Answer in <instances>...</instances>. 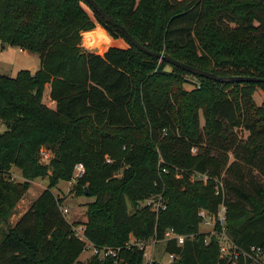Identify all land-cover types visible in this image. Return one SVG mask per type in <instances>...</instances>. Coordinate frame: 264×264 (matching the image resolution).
<instances>
[{
	"label": "trees",
	"instance_id": "obj_1",
	"mask_svg": "<svg viewBox=\"0 0 264 264\" xmlns=\"http://www.w3.org/2000/svg\"><path fill=\"white\" fill-rule=\"evenodd\" d=\"M93 1L150 50L216 75L264 79V0ZM94 22L105 31L87 30ZM105 32L126 46L81 48L80 34L84 44L107 40ZM0 43L38 58L31 72L0 73V264H109L78 259L74 224L95 246L118 248L116 264H142V249L123 246L129 235L175 255L149 264H246L220 257L215 234L198 230L197 209L214 214L220 203L222 231L236 248L264 245V101L252 98L256 87L264 94V80L213 81L149 56L85 0H0ZM45 84L51 107L41 101ZM75 163L83 172L70 189L91 197L80 223L65 219L50 189L70 179ZM12 166L21 180H11ZM38 177L46 185L10 223ZM158 192L162 209L136 205ZM166 228L182 242L162 240Z\"/></svg>",
	"mask_w": 264,
	"mask_h": 264
},
{
	"label": "rangeland",
	"instance_id": "obj_2",
	"mask_svg": "<svg viewBox=\"0 0 264 264\" xmlns=\"http://www.w3.org/2000/svg\"><path fill=\"white\" fill-rule=\"evenodd\" d=\"M83 7L89 12L88 7L83 4ZM99 26L98 23H93L92 27L87 29H93L94 27ZM102 28V27H101ZM103 29V28H102ZM104 30V29H103ZM85 31V30H84ZM105 31V30H104ZM106 33V32H105ZM107 40L101 41L99 39L90 41V43H84L82 44L81 41V34H80V46L82 49L90 50L92 47H95L93 50V53L102 54V52L107 48L108 45H117V46H126V43L121 38L112 39L107 33ZM99 40V41H98ZM98 41L97 46L101 47V50L99 52V49L96 51L97 46H93L95 42ZM93 42V43H92ZM38 61L37 55L35 53L22 51V49L5 44L0 43V73L5 74L8 76H13L15 71L21 68H30L32 65H36L35 63ZM186 77H189L186 75ZM183 88H189V84H182ZM48 96V89L46 86L43 87L42 93H41V101H45L46 103L49 102ZM252 98L256 104H260L262 101H264V94L261 91L260 88L256 87L254 88L252 92ZM0 128H2V123L0 122ZM242 133H244L242 131ZM40 161L46 162L47 158L49 157L50 153L48 150L44 148H40ZM175 174V172H174ZM10 178L11 180H21V177L19 176L18 169L14 166L10 168ZM46 185V178L45 177H38L33 180H30L29 186L26 189V191L23 193L24 195L30 197V195H33L34 197L36 193L43 188ZM73 185V182H66L64 180H59L53 187H51V191L54 195L61 198V207L65 208L64 216L67 221H76L77 223H80L85 218V208L86 203L91 200V197L87 196L84 193L75 194L74 191H71V186ZM142 200L139 199L136 202V205H141ZM127 208H129V204H127ZM18 211V208L14 209L13 214L10 215L9 218L16 215ZM13 215V216H12ZM198 230L199 231H211L214 232V228L212 229V224H203L201 222L198 223ZM133 241V237L131 235L128 236L127 241ZM227 243H224L226 246V249H228ZM142 247L144 251L146 252V256H142V264H149L151 261L155 260L158 262H165L167 260L166 255L162 251V243L161 241H153L150 239L144 240V244H142ZM88 251V250H87ZM86 250H81V252L78 254V259L84 260L86 257H88V252ZM226 251H223L222 254H224Z\"/></svg>",
	"mask_w": 264,
	"mask_h": 264
},
{
	"label": "built area",
	"instance_id": "obj_3",
	"mask_svg": "<svg viewBox=\"0 0 264 264\" xmlns=\"http://www.w3.org/2000/svg\"><path fill=\"white\" fill-rule=\"evenodd\" d=\"M196 151V147L194 145H191L189 147V152L194 153ZM107 161L108 159L105 158ZM161 171H165L164 167L160 168ZM83 172V167L80 163H75L72 167L70 179L66 182H75L78 177ZM175 177L178 175L175 173ZM190 176L196 180H201L202 182L205 181L206 179V173L204 172H192ZM214 192H220L221 194V183L220 181L214 180ZM146 206L149 210L156 212L159 209H162L165 205L164 199L161 195L160 192L149 195L142 199V204ZM61 210L64 212L65 208L61 207ZM224 209L222 204L220 203L214 214L209 213L205 209L199 208L197 209V216L199 218V222L203 224H212V229H213V224L215 221L218 222V224L221 226L219 231H215L212 233L211 231H207L208 234H215L216 239H217V247H218V255L224 256V255H229V258L233 261L237 256H240L246 264H264V245H249L245 249H238L236 248L226 237L224 232L222 231V223H223V218H224ZM70 231L72 235L77 238L78 240L81 241L82 244V250H88V256L93 255L97 259H103L106 257L110 258L109 264H116L118 259L117 253H118V248H114L111 246H95L92 244L88 239L85 238V236L82 233V225L81 224H74L70 226ZM184 236L182 234L176 233L172 228H166L163 233H162V240L163 239H174L177 244L181 243L183 240ZM134 239V238H133ZM153 241H157L153 238H151ZM224 243H227L226 245L228 246V249H226V246ZM142 244H144V240H138L134 239L133 241L129 240L124 243L125 248H129L131 245L136 246L137 248L142 249L141 251V256H146V252L144 251ZM223 251H226L224 254ZM166 255L167 260L165 262L171 260L175 255L173 253H164Z\"/></svg>",
	"mask_w": 264,
	"mask_h": 264
},
{
	"label": "water",
	"instance_id": "obj_4",
	"mask_svg": "<svg viewBox=\"0 0 264 264\" xmlns=\"http://www.w3.org/2000/svg\"><path fill=\"white\" fill-rule=\"evenodd\" d=\"M87 2V4L107 23H110L111 25H113L118 31L119 33L134 47H136L138 50H140L141 52L149 55V56H153L156 57L158 59H162L165 62L172 64L174 66H177L178 68L193 74V75H197V76H201L213 81H221V82H228V81H258V80H264L263 78L260 77H255V76H248V75H229V76H220V75H216L210 71L207 70H203L200 69L198 67L186 64L184 62H180L160 51H153L150 50L148 48H146L145 46H143L142 44L138 43L132 36H130L125 30L124 28L119 25L117 22L113 21L107 14H105L100 8L99 6L93 1V0H85ZM95 49V47H92L89 51L93 52V50Z\"/></svg>",
	"mask_w": 264,
	"mask_h": 264
},
{
	"label": "crops",
	"instance_id": "obj_5",
	"mask_svg": "<svg viewBox=\"0 0 264 264\" xmlns=\"http://www.w3.org/2000/svg\"><path fill=\"white\" fill-rule=\"evenodd\" d=\"M105 40V39H104ZM23 51V50H22ZM25 51V50H24ZM36 65H32V67H30V68H27L30 72L31 71H33L36 67H37V64H38V61L35 63ZM44 86H46L47 87V89H48V85L47 84H45ZM48 97V96H47ZM49 100V102L48 103H46L45 101H42L45 105H47V106H49V107H51L52 106V104H53V102H52V100H50V99H48ZM30 182V181H29ZM29 186V185H28ZM28 188V187H27ZM42 189V188H41ZM40 189V190H41ZM39 190V191H40ZM38 191V192H39ZM38 192L36 193V195L38 194ZM35 195V196H36ZM33 195H30V197H28V196H26V195H24V194H22V196L17 200V202L15 203V206H14V209L15 208H18V211H17V213H16V215H12L13 217H11V218H9V221H10V223H12L16 218H17V216L21 213V212H23L27 207H28V205L30 204V202L35 198V196L34 197H32ZM13 214V213H12Z\"/></svg>",
	"mask_w": 264,
	"mask_h": 264
},
{
	"label": "bare ground",
	"instance_id": "obj_6",
	"mask_svg": "<svg viewBox=\"0 0 264 264\" xmlns=\"http://www.w3.org/2000/svg\"><path fill=\"white\" fill-rule=\"evenodd\" d=\"M99 40H101V41H104V42H105V40H104V39H99ZM99 40H98V41H99ZM98 41H97V42H95V44H93V46H97V44H98ZM98 48H99V47L97 46V48H96V51L98 50Z\"/></svg>",
	"mask_w": 264,
	"mask_h": 264
}]
</instances>
